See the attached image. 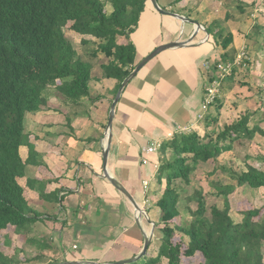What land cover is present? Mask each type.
<instances>
[{
    "label": "crops",
    "instance_id": "obj_1",
    "mask_svg": "<svg viewBox=\"0 0 264 264\" xmlns=\"http://www.w3.org/2000/svg\"><path fill=\"white\" fill-rule=\"evenodd\" d=\"M230 1L157 0L163 9L198 21L202 27L197 30L195 24L159 13L148 0L136 30L130 34L139 62L156 46L187 40L197 30L190 45L169 48L150 59L124 87L115 106L106 169L129 191L141 208L140 214L103 176L102 149L116 79H100L96 61L91 62L90 93L100 94L101 98L94 102L83 99V105L76 107L69 120L67 112L71 108L54 90L46 108L26 113L25 119L30 115L29 125L24 128L29 144L19 148L25 175L18 181L28 204L40 215L31 233H17L14 226L5 230L7 243L3 250L7 255H14L24 264H114L137 256L151 232L147 255L153 254L158 244L154 232L159 234L161 215L156 202L164 180L159 185L153 163H142L141 148L153 141L171 139L178 127L202 131L203 122L197 118L207 84L202 62L224 51L205 27L215 20L222 21L221 26L233 35L229 48L234 49L236 57L244 51L236 46L243 43V48L251 49L253 45L254 36L249 37L251 32H245L242 25L250 24L249 16L256 17L260 9L264 11V0L262 8L256 7L257 0H239L246 12L240 14L235 9L233 14L227 8ZM250 3H254L252 9ZM106 7L110 12L111 7ZM254 24L258 23H252L251 29ZM149 159L158 161V154ZM143 180L149 181L147 189ZM155 237L159 240L160 236Z\"/></svg>",
    "mask_w": 264,
    "mask_h": 264
},
{
    "label": "trees",
    "instance_id": "obj_2",
    "mask_svg": "<svg viewBox=\"0 0 264 264\" xmlns=\"http://www.w3.org/2000/svg\"><path fill=\"white\" fill-rule=\"evenodd\" d=\"M147 1L0 0V264H18L14 255L3 250L7 243L5 230L14 226L17 233H31L32 223L40 215L28 204L18 181L25 175L19 148L29 144L24 130L26 113L46 108L54 90L62 95L63 102L67 101L72 112L83 105V99L94 102L101 98L100 94L91 96L93 64L88 60H97L99 54V78L116 79L114 99L121 82L138 63L135 44L129 37L136 30ZM233 5L240 14L246 12L242 1L232 0L227 8ZM248 6L252 9L254 3ZM221 22L215 20L205 27L216 45L224 49L213 59L233 61L235 51L229 48L233 35ZM66 27L81 35L85 52L75 49L65 34ZM261 27L254 24L249 37L262 33ZM123 38L127 41L121 42ZM246 62L248 58L243 59L242 65ZM236 71L234 67L228 82ZM215 100L219 111L222 101ZM250 117V112L245 111L220 126L217 114L210 113L200 121L202 131L194 128L177 132L161 143L155 178L159 185L164 180L163 192L156 202L162 234L155 254H146L140 263L138 260L131 264H180L181 255L189 257L197 252L203 257L200 264H264V205L241 209L237 221L230 214L228 199L234 184L219 178L210 181L215 190L210 194L224 198L222 207L212 204L207 209L202 187L191 186L192 192H187L200 163L216 162L219 155L233 151L236 144L252 141L256 133L264 136L261 121L250 126ZM258 158L263 160L264 156ZM217 168L229 172L241 187H264V170L252 164L247 163L246 170L240 172L226 164ZM180 202H184L192 219L177 224L172 220L181 215ZM190 202L196 203L194 210ZM175 232L180 233L177 241L173 239Z\"/></svg>",
    "mask_w": 264,
    "mask_h": 264
},
{
    "label": "rangeland",
    "instance_id": "obj_3",
    "mask_svg": "<svg viewBox=\"0 0 264 264\" xmlns=\"http://www.w3.org/2000/svg\"><path fill=\"white\" fill-rule=\"evenodd\" d=\"M258 4L256 2L257 8H262L263 6V0H257ZM233 14L235 13L234 10H238L236 7L233 9ZM263 11L260 9L258 12V15L253 18V16H249L251 19H248V24L242 25L243 30L251 32V24L252 23H258L261 24V30L262 33L254 35H251L253 38V45L252 48H243V43L238 47L237 50H244L246 57L248 58V62H246L244 65H239L237 67L236 74L233 77V80L231 82L229 81V77L223 78V83L220 88V91L217 93L216 99H220L222 101V105L220 110H216V107H218V104L215 102L212 104V106H209L208 110L203 114V117L207 114H210L212 112V116H218V123L220 126H223L226 123H230L231 121L237 119L241 114H243L245 111H249L251 114L250 117V126H252L256 121H261L260 126L264 129V47L262 44H264V15H261ZM253 18V21H252ZM255 19V21H254ZM247 23V22H246ZM245 23V24H246ZM228 27V26H227ZM229 28V27H228ZM240 28V27H239ZM250 29V30H249ZM66 36L70 39L73 46L78 52H85L86 48L83 47L81 44V35L75 33L69 27H66ZM240 37V40L242 41V37ZM242 47V48H241ZM258 49V50H257ZM257 51V53H256ZM241 51H239L240 53ZM254 55V58H253ZM101 59V58H100ZM88 60L90 62H98L97 60H92L88 57ZM227 83V84H226ZM206 89L204 92V95H206ZM200 111L202 112V109L200 108ZM208 111L210 113H208ZM200 112V114H201ZM68 117L69 120H71L72 117H74V112L71 111V109H68ZM30 115L28 114L26 116L25 122H24V128H27L29 125L28 118ZM200 121L202 119H199ZM236 148L233 151L225 152L217 157V161H209L207 163H200L196 171L192 174L191 177V185H188L187 192H192V187H202L204 189V192L206 193V202H207V209L212 204H216L219 207L223 206L224 198L223 197H215L210 192H214L215 190L210 186V181L215 180L216 178L221 179L224 183H232L235 185V189L232 193L229 194L228 199L231 204V215L235 220H239L241 218V215H239V211L244 208L253 207V206H262L264 205V187L258 188V189H250L247 187H241L236 184L235 180L231 177L230 173L227 171H222L217 168V166L221 164H226V166L236 172L244 171L246 170V164H252L256 166L259 169L264 170V159L260 160L259 156H264V136L260 135L259 133H256L252 141L247 142L246 145L242 144H236ZM248 156L249 159L245 160V157ZM209 173V174H208ZM156 182V181H155ZM163 183V181H162ZM179 184V182H178ZM164 186V184H163ZM162 186V187H163ZM192 186V187H191ZM161 189V188H160ZM208 192V193H207ZM190 208L194 210L196 208L195 202L189 203ZM181 215L175 217L172 222L180 223L183 221H190L192 219V216L190 215V211L187 210L184 207V202H180L179 204ZM32 208V207H31ZM160 210V208H159ZM262 214H264V209L262 210ZM160 223V221H159ZM34 225V223H32ZM31 224V225H32ZM32 225V226H33ZM159 234L157 231L154 232L155 236H161V224L159 225ZM5 234V233H4ZM3 235V233H2ZM180 233L175 232L173 239L175 241L179 240ZM154 236L155 244H159V240H156V237ZM41 242V240H39ZM183 241L185 243L187 242V239L183 237ZM154 247L155 254L156 249L158 247ZM41 262L44 263V258L39 259ZM142 261V259L139 260V263ZM203 261V257L201 253L197 252L193 256H185L181 255L180 257V264H200V262ZM19 264H24L23 260L18 261ZM26 264V263H25Z\"/></svg>",
    "mask_w": 264,
    "mask_h": 264
},
{
    "label": "water",
    "instance_id": "obj_4",
    "mask_svg": "<svg viewBox=\"0 0 264 264\" xmlns=\"http://www.w3.org/2000/svg\"><path fill=\"white\" fill-rule=\"evenodd\" d=\"M150 2L152 3L153 7L161 14L171 15V16H174L176 18L181 19L183 22H189L191 24H195L197 30H199L202 27L201 24L198 21H196V20H193L191 18L185 17L183 15L177 14V13L172 12V11H168V10L163 9L158 4L157 0H150ZM195 32L187 40H174V41H170V42H166V43L160 44V45L156 46L152 51H150L147 55H145L136 64L135 68L123 79V81L121 82L120 87L118 88V90H117V92H116V94L114 96V99L112 100L111 105H110V110H109L108 119H107V123H106L105 146L102 149L103 176L105 178H107L109 180V182H111V184L113 186H115V188L117 190H119L133 204L134 209L137 211L138 214L141 213V208L135 202V200L133 199L132 195L129 193V191L117 179H115L114 177L110 176L108 171H107V169H106L109 148H110L111 140H112V131H111V129H112V124H113V119H114V114H115V106H116V104H117V102H118V100L120 98L121 92L124 89V87L127 85V83L140 71V69L150 59H152L154 56H156L160 52H162L164 50H167L169 48L183 47V46L190 45L192 43L193 38L195 37ZM154 227L155 226H154V223H153V228ZM152 234L153 233L151 232L150 235L145 237L143 248H142L141 252L137 256L117 261L114 264H131V263H133L135 261L140 260L144 255L147 254V249H148L149 244L151 242ZM52 264H78V263L77 262H72V261H62V262H56V263H52ZM93 264H95V263H93Z\"/></svg>",
    "mask_w": 264,
    "mask_h": 264
},
{
    "label": "built area",
    "instance_id": "obj_5",
    "mask_svg": "<svg viewBox=\"0 0 264 264\" xmlns=\"http://www.w3.org/2000/svg\"><path fill=\"white\" fill-rule=\"evenodd\" d=\"M245 57H246L245 52L241 51L236 55L233 61L223 62L220 59H216V60L206 59L202 62V68L204 69L205 75L207 77V84L205 87L207 94L205 95L201 105L202 112L201 114L198 113L197 115L198 119H202L203 114H205L209 106H211L215 102L217 93L220 91L223 78L230 76L232 74L233 68L241 65L242 64L241 62ZM185 130L186 128L178 127L177 129L178 132ZM160 147H161L160 141H153L149 144L144 145L141 148L142 163L143 164L153 163V167L157 169L159 166V161L152 162L149 159V156L153 154H158ZM148 186H149V181L143 180L144 189H147Z\"/></svg>",
    "mask_w": 264,
    "mask_h": 264
}]
</instances>
